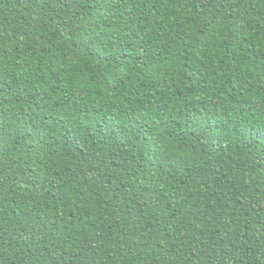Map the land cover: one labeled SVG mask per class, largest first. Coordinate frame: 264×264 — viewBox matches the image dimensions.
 Returning <instances> with one entry per match:
<instances>
[{
  "label": "clouds",
  "instance_id": "9594fccd",
  "mask_svg": "<svg viewBox=\"0 0 264 264\" xmlns=\"http://www.w3.org/2000/svg\"><path fill=\"white\" fill-rule=\"evenodd\" d=\"M0 121V264H53L65 248L80 254L78 264H213L221 248L229 255L219 264L243 257L234 235L243 229L239 209L231 201L216 207L197 188L211 183L208 162L219 157L217 140H227L238 148L239 198L256 199L259 181L254 186L249 169L253 136L264 133V0H39L37 7L0 0ZM129 140L134 149L118 146ZM129 154L128 183L152 177L143 197L150 212L166 216L162 202L189 193L184 219L193 205L207 212L191 220L183 243L166 238L163 225L144 247L133 245L132 221L116 241L85 225L112 191V161ZM173 177L188 183L177 180V190ZM254 206L264 216V201ZM21 232L47 236L54 250L44 253L39 242L25 249ZM252 247L260 251L249 249L247 258L264 264V240Z\"/></svg>",
  "mask_w": 264,
  "mask_h": 264
},
{
  "label": "trees",
  "instance_id": "16d2710c",
  "mask_svg": "<svg viewBox=\"0 0 264 264\" xmlns=\"http://www.w3.org/2000/svg\"><path fill=\"white\" fill-rule=\"evenodd\" d=\"M17 4H31L33 7L39 6V0H16ZM60 21H57L59 23ZM24 21L23 18L20 20V26L23 27ZM3 123V121H0ZM4 129L0 128V136L4 135ZM27 135V132L25 133ZM239 135V133H237ZM142 137V130L140 128L136 129V139L139 140ZM115 139V137H113ZM69 142H73V137L71 134L68 135ZM255 140V150L252 153V164L250 165L251 176H254L256 179L253 182L254 186L256 181H259V186H255V195L256 199L252 204H246L245 201L239 198L238 193L240 192L239 188L235 187V181L233 177L236 175V170H234L233 165L237 164L236 153L238 148L236 145H229L227 140H217L219 147L215 151L219 154L218 159L209 161L208 171L211 173L213 179L211 183L207 180H201L200 188H197V192H207L208 196L215 201L216 207L226 206L229 201L232 202L233 206L239 209V212L242 216L241 223L243 224V229H235L234 235L237 236V245L244 248V256L236 257L232 256L230 261H224V264H240V260L243 259L244 264H255V257L253 256L252 260L247 258V252L249 249L255 254L260 250L258 248H253L252 243H259L264 240V216L258 214V209L254 206L260 201H264V196H261V189L264 187V175H257L261 171V166L264 165V133H256L253 136ZM243 141H241V144ZM135 148V144L131 140L126 142H119L118 146L123 147L124 145ZM73 147H76L73 143ZM77 151H82L80 148H76ZM210 150V154H211ZM132 159V154H129L121 163L119 159L112 161V169H115V172H110L106 175V184L107 187L112 189L111 192L106 193L109 198L98 200L99 209L96 213V218L91 221H85V225L88 228L96 231L97 238H103L106 233L108 238L111 241H116L119 239L118 235L115 233L124 232L123 224L127 221H132L135 224V227L129 229V232L138 236L139 239L133 240V245L139 247H144L145 244L150 243L155 230L164 226V236L166 238H171L176 236V240L183 243L185 239L190 235L187 232V226L191 223L192 219L204 220L207 216V212L199 208L197 205H193L192 208L188 209L189 219H184V212L188 205L193 203L194 194L189 193L188 197L185 200L173 202L169 200L167 203L162 202V208L167 211L168 215L158 216L155 212H150L148 209L151 205H147V201L143 200V197L146 196L152 189L148 187V181L152 179L150 176H144L143 178L135 177L137 183L135 185L128 183L134 177L127 170L128 160ZM219 163V167H217ZM148 168H152L151 163L148 164ZM173 173L177 170L174 168ZM187 171V169H186ZM195 172L198 174L199 169H196ZM119 173V176L116 175ZM120 176L125 177V179H120ZM143 180V183L140 180ZM164 178L161 177V182ZM179 181L180 184H187V179H182L180 177H173V187H177L179 190L176 181ZM244 189L248 188L247 184H243ZM137 196L140 199H137ZM118 197L120 199H118ZM147 205V206H146ZM212 207V205H209ZM251 209V211H249ZM253 213H257L252 217ZM13 217L16 216V210H12ZM20 215L25 216V219H28L25 212H20ZM71 215V214H70ZM249 217H252L249 220ZM240 218V217H238ZM83 219V218H82ZM180 221V225H176V221ZM159 221V223H158ZM169 226H172L176 231L169 230ZM2 227V226H0ZM55 228V223L52 225ZM228 225L227 223L221 224V229L227 232ZM68 226L65 225V231H67ZM221 229H218L220 231ZM98 230V231H97ZM243 231V236H240V232ZM249 232L251 236L249 237ZM49 235L53 239H56L55 231L50 232ZM21 236L24 237L20 241L23 244L25 249L31 250L29 245L33 247L37 242L43 245V252L48 253L49 255L54 250L49 248L48 244L45 243L47 236L37 232L36 235L29 237L25 232H21ZM194 239H200V237H195ZM243 241V243H241ZM251 241V242H250ZM207 242V241H206ZM212 244H216L217 241L213 239ZM220 243H224L221 239ZM157 248H160L161 245L157 242ZM179 247V245H177ZM215 252V249H213ZM60 260H53V264H61V261L64 264H78L77 256L80 254L77 253H68L65 248L60 253H58ZM185 255L190 256L193 262L199 260L198 254L195 251L189 250ZM229 255V252L226 248H221L220 254L215 256L213 264H219L220 257ZM177 264H187V262L178 261Z\"/></svg>",
  "mask_w": 264,
  "mask_h": 264
}]
</instances>
